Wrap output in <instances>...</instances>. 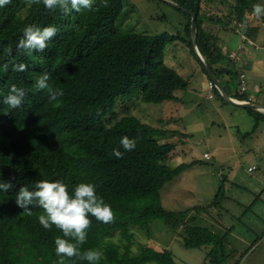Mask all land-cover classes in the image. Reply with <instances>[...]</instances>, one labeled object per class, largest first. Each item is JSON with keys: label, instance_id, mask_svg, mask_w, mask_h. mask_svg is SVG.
Wrapping results in <instances>:
<instances>
[{"label": "trees", "instance_id": "16d2710c", "mask_svg": "<svg viewBox=\"0 0 264 264\" xmlns=\"http://www.w3.org/2000/svg\"><path fill=\"white\" fill-rule=\"evenodd\" d=\"M171 1L197 14L198 49L228 95L229 86L233 85L234 98L252 102L247 94L248 79L238 71L242 55L236 51L225 53L205 24L226 29L233 24L232 30L238 33L241 31L237 28L245 25L242 38L249 42L251 31H264V17L251 15L252 6L264 4V0ZM124 6V0H94L91 9L67 15L43 4L29 7L24 0H11L0 7V181L12 184L8 192H0V264H56L54 240L62 233L55 227L45 230L39 224L41 208L33 206V214L28 216L15 204L19 189L26 186L32 190L38 180H61L70 193L81 182L93 183L97 195L111 206L115 222L103 224L89 217L92 224L81 249L101 251L99 264H181L167 249L158 251L145 246L140 254H133V240L141 232L150 239L152 224L157 220L181 237L185 248L205 250L206 264H227L239 253L230 241L235 226L221 219H226L228 212L223 211V203L229 197L228 181H222L214 199L204 206L185 211L168 209L162 201V189L195 165H169L180 142H174L178 131L144 123L131 115L109 120L116 116L120 99L131 100L139 95L149 103L184 102L177 92L186 91L190 82L164 60L166 48L175 40L189 45L198 60L188 13L174 6L187 18L183 32L149 35L119 27ZM219 10L223 15H219ZM253 19L254 29L250 23ZM28 26L57 28L44 52L27 55L18 50L23 29ZM20 63L27 66L26 71H13ZM4 64L8 65L7 71L3 70ZM199 64L208 76L200 61ZM44 73L50 76V87L64 93L52 103L47 90L35 87ZM242 77L248 84L246 92L241 89ZM211 81L208 76V84ZM13 85L27 93L17 109L3 103ZM207 89L213 91L211 99L226 102L215 83L213 89ZM245 109L255 116L257 127L264 121L260 111ZM254 132L243 134V140ZM125 136L136 140L131 152H124L120 145ZM113 149L124 152L123 159H117ZM252 150L255 152L248 151ZM204 157L212 159L209 153ZM216 211L218 219L214 218ZM198 217L204 221L212 219L220 226L212 229L199 225ZM231 220L233 223L235 218ZM114 232L121 234L118 242Z\"/></svg>", "mask_w": 264, "mask_h": 264}, {"label": "rangeland", "instance_id": "374dc122", "mask_svg": "<svg viewBox=\"0 0 264 264\" xmlns=\"http://www.w3.org/2000/svg\"><path fill=\"white\" fill-rule=\"evenodd\" d=\"M124 3L118 25L125 31L176 35L183 32L187 22L185 14L169 4L153 0H124ZM205 28L210 29V25L205 24ZM164 60L190 82L186 91L177 92L184 102L149 103L139 95L131 100L120 99L116 116L109 117V120L131 115L144 123L178 131L174 135V142L180 141L176 144V156L172 155L168 163L171 167L195 165L162 189L163 204L174 211L204 206L214 199L222 181L227 180L229 197L223 203V211L228 212L226 219H221L235 226L230 241L239 250L227 264H264V133L260 130L264 121L257 127L255 116L248 110L236 109L225 98L226 102L211 99L213 91L199 79L203 76L202 68L186 43L175 40L166 48ZM257 102L262 104V98ZM253 130V136L243 140V134ZM205 153H209L212 159L206 160ZM249 168H252L250 172ZM219 211L214 213V218L218 219ZM245 211L249 212L243 215ZM208 220L199 219L198 224L212 229L220 226L212 219ZM152 227L150 239L141 232L133 240L134 255L140 254L146 246L158 251H172L181 264H206L205 250L185 248L182 238L163 221H155ZM216 230L223 233L221 229ZM114 237L118 242L121 234L114 232ZM258 237L261 238L259 241L256 240Z\"/></svg>", "mask_w": 264, "mask_h": 264}, {"label": "clouds", "instance_id": "9594fccd", "mask_svg": "<svg viewBox=\"0 0 264 264\" xmlns=\"http://www.w3.org/2000/svg\"><path fill=\"white\" fill-rule=\"evenodd\" d=\"M29 7L40 5L49 10L59 9L64 14L71 12H80L82 9H91L94 0H24ZM11 3V0H0V7ZM107 7V4H105ZM251 15L260 19L264 17V4H254ZM245 27V25H241ZM57 28L47 26L39 28L28 26L23 29V38L18 42V50L27 55H33L36 52H44L50 41L57 34ZM27 66L23 63L13 67V71L24 72ZM3 70H8V65H3ZM50 76L47 73L42 74L36 81L35 87L38 90L48 91L49 103L57 101L58 97L63 96V91L53 89L49 85ZM26 90L13 85L3 103L11 109H17L24 103ZM120 145L124 152H131L136 148V140L129 139L127 136L121 138ZM124 152L113 149V155L117 159H123ZM12 188L10 182L0 181V192H8ZM15 204L23 209V214L31 216L32 207H38L43 210L39 215V224L45 230H51L55 227L62 233L54 240L55 255L58 258L56 264H68L72 261H86L87 264H99L103 258V253L99 250L88 249L82 251V246L87 242L88 230L91 227L94 217L98 222L110 224L115 222V213L111 206L96 193V186L93 183L81 182L74 186L70 193L68 185L61 180L49 181L38 180L32 190L28 187H21L16 194Z\"/></svg>", "mask_w": 264, "mask_h": 264}, {"label": "crops", "instance_id": "0c3cea01", "mask_svg": "<svg viewBox=\"0 0 264 264\" xmlns=\"http://www.w3.org/2000/svg\"><path fill=\"white\" fill-rule=\"evenodd\" d=\"M218 12L220 16L223 15L221 13V10H219ZM250 23L252 25L251 28L254 29V27L256 26L255 19H253ZM209 25L210 30L218 38L217 41L218 43H220L219 46L224 49L225 53H227L228 51H236L242 55V62L238 64V71L241 74L245 75L248 79L249 91L247 94L252 99L251 101L255 103H258V98H262V104L264 105V52L262 51V48H264V31H259L257 33L255 32L256 30L251 31L250 35L247 34L249 37V42H246L242 38V33L245 34L246 30V28L244 27L237 28L241 31V33H238L235 29L232 30V27L234 26L233 24L232 27H230L229 29L221 27L220 25ZM250 42H252V44H250ZM199 79L204 83L203 85H205L207 88L208 76L203 73V76ZM235 92L236 87L230 85V96L234 100H237L236 98H234V95L236 94ZM235 108L237 109V107ZM238 109L240 110V108ZM260 112L264 114V111ZM260 130L262 133H264V125L263 128H261Z\"/></svg>", "mask_w": 264, "mask_h": 264}, {"label": "water", "instance_id": "95a60500", "mask_svg": "<svg viewBox=\"0 0 264 264\" xmlns=\"http://www.w3.org/2000/svg\"><path fill=\"white\" fill-rule=\"evenodd\" d=\"M165 1L166 3L173 5L179 9H182L186 13H188L191 16V38H192V44L194 47V50L196 52V56L200 63L202 64L203 68L207 71L209 78L216 84L217 88L219 89L221 95L232 105L239 107V108H249V109H257L260 111H264V105L259 104V103H254V102H237L230 98L228 93L226 92L224 86L222 85L221 81L215 76L213 71L208 67L207 63L205 62L203 56L201 55L198 45H197V36H198V31H199V26H198V20H197V14L193 11H190L186 8H183L181 5L171 1V0H162Z\"/></svg>", "mask_w": 264, "mask_h": 264}, {"label": "built area", "instance_id": "2783aa9c", "mask_svg": "<svg viewBox=\"0 0 264 264\" xmlns=\"http://www.w3.org/2000/svg\"><path fill=\"white\" fill-rule=\"evenodd\" d=\"M241 86H242V88H241L242 91L246 92L248 89V84H247L246 79L244 77H242V79H241ZM207 87L213 89L214 88V82L213 81L209 82Z\"/></svg>", "mask_w": 264, "mask_h": 264}, {"label": "bare ground", "instance_id": "6f19581e", "mask_svg": "<svg viewBox=\"0 0 264 264\" xmlns=\"http://www.w3.org/2000/svg\"><path fill=\"white\" fill-rule=\"evenodd\" d=\"M248 81V80H247ZM216 85V84H215ZM234 100V99H233ZM235 101H237V100H235ZM237 102H242V101H240V100H238ZM255 168V167H254ZM252 170V168H249V172Z\"/></svg>", "mask_w": 264, "mask_h": 264}]
</instances>
